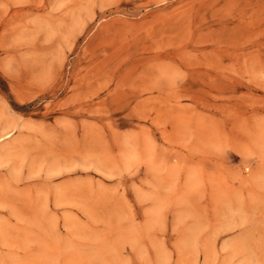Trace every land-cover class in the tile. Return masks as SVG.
<instances>
[{
    "label": "rangeland",
    "instance_id": "rangeland-1",
    "mask_svg": "<svg viewBox=\"0 0 264 264\" xmlns=\"http://www.w3.org/2000/svg\"><path fill=\"white\" fill-rule=\"evenodd\" d=\"M0 264H264V0H0Z\"/></svg>",
    "mask_w": 264,
    "mask_h": 264
}]
</instances>
